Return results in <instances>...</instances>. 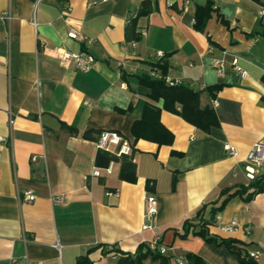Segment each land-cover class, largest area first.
Returning <instances> with one entry per match:
<instances>
[{
  "label": "crops",
  "instance_id": "1",
  "mask_svg": "<svg viewBox=\"0 0 264 264\" xmlns=\"http://www.w3.org/2000/svg\"><path fill=\"white\" fill-rule=\"evenodd\" d=\"M146 1L151 11L139 16ZM208 2L214 12L200 32L197 9ZM131 13L142 35L136 48L126 41ZM64 51L91 54L93 70L66 66ZM215 60L224 62L223 76ZM163 62L165 78L200 91L217 126L204 131L150 99L136 76ZM147 106L161 110L157 124L172 144L154 140L152 118L149 138L136 139L133 127ZM103 131L132 144L135 183L121 179L120 160L112 175L93 176L106 168L96 144ZM0 138V264H78L82 257L117 264L106 252L135 253L156 238L144 229L147 196L158 201L154 225L170 264L190 255L195 264H244L252 253L264 264V193L249 203L230 198L207 226L210 240L192 231L181 237L204 205L221 206L253 179L248 155L264 138V0H0ZM253 169L264 175V165ZM26 192L36 200L23 202Z\"/></svg>",
  "mask_w": 264,
  "mask_h": 264
},
{
  "label": "trees",
  "instance_id": "2",
  "mask_svg": "<svg viewBox=\"0 0 264 264\" xmlns=\"http://www.w3.org/2000/svg\"><path fill=\"white\" fill-rule=\"evenodd\" d=\"M150 2H144L143 8L138 12L139 16L150 13L151 7ZM214 10L211 2H208L205 6H200L197 9L195 28L200 32H205L208 22L210 21ZM133 13H131L132 15ZM139 16L132 18L128 23L126 28V41L139 42L142 39V35L138 32V18ZM156 69H161L162 76L164 78L167 76L168 65L166 62L152 64V71ZM125 71H123V76H125ZM139 84L145 86L151 90L150 99L154 101L163 100L164 109L173 114L182 117L188 123L200 128L204 131H209L212 127L218 125V120L216 114L213 110L209 108H202L200 105V91L194 90L181 83H174L173 85L168 84L164 78L159 79L154 77L152 74L144 73L142 75L136 76ZM161 110L147 106L146 112L143 119L134 125L133 133L136 139L147 138L148 136L145 132V125L154 119V130L155 141L159 144H172L174 136L168 132L160 123L157 124L158 118L160 117ZM152 118V119H151ZM153 130V132H155ZM101 134V133H100ZM100 136V135H99ZM158 136V137H156ZM99 138V137H98ZM149 138V137H148ZM98 160L104 158L107 167L110 161H121V173L120 177L124 181L135 183L137 181V176L135 173V164L130 160L129 156H124L122 158H116L108 153L99 152ZM133 153V151H132ZM132 155V154H131ZM130 155V156H131ZM228 193L223 192V194ZM264 193V175L258 173L251 180L248 186H240L234 193L230 194L219 207L208 209V205H204L195 217V221L187 220L184 224V235L182 238H187L192 231L194 235L201 236L204 239H208L207 226L217 223V215L221 212L227 201L236 196L240 195L244 200L249 203L257 195ZM209 210L210 217L207 218V213ZM198 227L200 228L197 231ZM227 244L226 242H223ZM229 244V243H228ZM115 253L118 257L117 264H143V262L151 258L156 261H160V264H170V257L162 254L158 249L152 250L150 244H142L135 253H127L119 250H111L106 252ZM190 264H195L196 258L192 255L187 257ZM241 261L244 264H258L254 258L251 257H241ZM92 262L87 257H82L78 260V264H91Z\"/></svg>",
  "mask_w": 264,
  "mask_h": 264
},
{
  "label": "built area",
  "instance_id": "3",
  "mask_svg": "<svg viewBox=\"0 0 264 264\" xmlns=\"http://www.w3.org/2000/svg\"><path fill=\"white\" fill-rule=\"evenodd\" d=\"M136 16L137 14L130 15V17L128 18V23L130 22L132 18H135ZM3 19L6 21H10L12 20V16L10 14H7L6 16L3 17ZM33 26L37 28L38 23L36 20H33ZM69 37L72 39H76L78 38V35L76 34V32L72 31L69 33ZM128 45H130L132 48L137 47L136 42L128 43ZM158 57L162 59L165 57V54L163 52H159ZM60 58L66 66H74L75 69L81 73H89L91 70H93L96 64V59L94 58V56L86 52L73 53L70 51H64ZM213 66L218 71L220 76H223L225 74L226 66L224 62L215 60L213 63ZM232 66L235 70L241 72L243 76H246V72H244L239 67L238 60H234L232 62ZM152 75L159 79L164 78L157 70L152 71ZM164 79L166 80L168 84L173 85L174 83H176L170 80L169 78H164ZM86 104L89 106L91 105V103L88 101L86 102ZM14 122H15L14 118H10V127L14 125ZM0 141H4V139L0 138ZM96 144H97V149L99 151L111 154L115 156L116 158L130 156L133 151L132 144L126 138L122 137L119 133L113 132V131L101 132ZM225 150L227 154L233 158H237L239 156L238 149L235 148L234 146L227 145ZM247 162L249 164L248 169L252 170L251 174L254 178L255 175L258 173L253 168H256L259 170L264 165V138H262L256 144H254V146L252 147L248 155ZM114 167H115V161L112 160L106 168L104 169L96 168L93 171V176L100 177L102 175V171H104L107 175H112L114 172ZM36 198L37 197L33 192H26L23 195L22 201L32 203L36 200ZM54 201L56 203H61L62 198L60 197L56 198L54 199ZM146 204H147V211H146L145 218L148 223L144 226V229L153 230L156 235L155 240L150 243V247L152 250L158 249L162 254L167 255V248L161 243L160 234L158 233L156 226L154 225V220L158 213V201L156 197L154 196H147ZM219 219L220 218L218 216L217 221H219ZM234 227H237V222L235 220L232 221L231 229H233ZM231 229L229 228V230ZM57 246H59V244ZM257 256H258V253L250 254L251 258H257ZM178 263L179 264H190L186 258H180Z\"/></svg>",
  "mask_w": 264,
  "mask_h": 264
}]
</instances>
